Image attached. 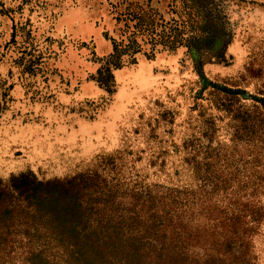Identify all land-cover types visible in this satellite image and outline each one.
Returning a JSON list of instances; mask_svg holds the SVG:
<instances>
[{"label":"rangeland","instance_id":"obj_1","mask_svg":"<svg viewBox=\"0 0 264 264\" xmlns=\"http://www.w3.org/2000/svg\"><path fill=\"white\" fill-rule=\"evenodd\" d=\"M44 3L61 31L48 48L59 62L60 111L47 110L45 127L20 119L0 127V178L31 170L63 177L92 168L98 154H113L126 179L174 186L192 181L198 161L227 178L231 202L248 203L252 148L264 139V0ZM223 25L220 36L213 27ZM179 31L178 42L206 38L195 41L202 77L186 46L158 43ZM112 42L117 51L103 77L113 93L96 99L101 92L92 76ZM214 51L222 56L210 58ZM254 241L264 264V228Z\"/></svg>","mask_w":264,"mask_h":264},{"label":"trees","instance_id":"obj_2","mask_svg":"<svg viewBox=\"0 0 264 264\" xmlns=\"http://www.w3.org/2000/svg\"><path fill=\"white\" fill-rule=\"evenodd\" d=\"M214 28L220 36L227 33L224 25ZM181 33L158 43L186 46L202 77L204 58L195 41L206 38L191 36L182 43L175 39ZM114 43L99 56L106 61L92 76L104 90L96 99L113 93V83L103 76L112 70ZM221 56L214 51L210 58ZM9 103L1 98L2 110ZM260 142L252 148L244 204L231 202L225 176L198 161L192 181L174 186L140 181L139 175L126 179L113 154H98L92 168L63 177L39 178L31 170L0 178V264H261L254 241L264 228V139Z\"/></svg>","mask_w":264,"mask_h":264},{"label":"crops","instance_id":"obj_3","mask_svg":"<svg viewBox=\"0 0 264 264\" xmlns=\"http://www.w3.org/2000/svg\"><path fill=\"white\" fill-rule=\"evenodd\" d=\"M54 22L46 18L44 0H0V99L10 101L5 110L0 105V127L15 117L45 127L47 110L60 111L59 62L48 53L49 41L54 45L61 35Z\"/></svg>","mask_w":264,"mask_h":264},{"label":"bare ground","instance_id":"obj_4","mask_svg":"<svg viewBox=\"0 0 264 264\" xmlns=\"http://www.w3.org/2000/svg\"><path fill=\"white\" fill-rule=\"evenodd\" d=\"M65 21H67V20H65ZM72 23H73V21H71ZM67 23H68V21H67Z\"/></svg>","mask_w":264,"mask_h":264}]
</instances>
